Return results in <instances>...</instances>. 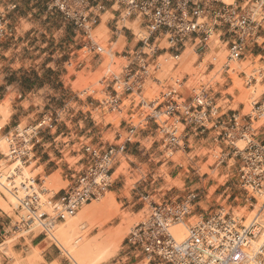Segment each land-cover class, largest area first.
<instances>
[{"label":"built area","instance_id":"2783aa9c","mask_svg":"<svg viewBox=\"0 0 264 264\" xmlns=\"http://www.w3.org/2000/svg\"><path fill=\"white\" fill-rule=\"evenodd\" d=\"M19 1L7 0V18L0 14V40L12 37L8 17L19 8ZM36 1H44L46 13H56L71 31L69 42L74 49L66 55L68 67L73 61L79 67L88 59L101 60L102 64L110 57L123 63L116 67L118 73L106 69L101 78L103 99L91 100L101 109L100 123L90 119L94 132L78 134L74 143H63L67 154H77L79 159L72 164L65 161L60 174L64 187L59 196L55 194L45 202L51 212L40 210L39 181L21 175L16 182L15 174L29 167L45 133L56 125L57 115L44 114L4 136L5 152L0 156L16 167L8 172L3 185L0 183V190L14 200L12 207L18 217L15 232L31 234L38 227V235L46 239L50 227L97 202L110 189L113 168L124 157L126 146L137 144L139 133H148L161 163L182 153L187 173L191 171L185 180L193 177L202 186L189 187L174 199L164 198L159 188L137 193L140 211L146 209V213L124 241L122 264H232L242 247L264 236L260 221L264 208V140H259L260 128L255 127L260 121L264 123V98L244 117L234 111L227 116L220 114L216 98L222 96V101L228 98L233 103L232 96L225 94L233 87L232 77L244 79L246 88L257 79L263 81L264 0ZM102 23L106 34L99 43L94 32ZM120 38L125 44L121 49ZM189 49L195 58L194 71L177 73L180 59ZM222 58L217 66L216 61ZM206 60L212 62L206 64ZM250 62L261 65L254 77L238 71L240 65ZM87 93L85 90L79 95L87 97ZM113 113L125 116L117 126L103 118ZM205 134L218 149L210 155V168L217 170L224 165L232 171L229 186H221L223 190L208 215L200 205L203 201L211 203L218 191L208 197L206 185L196 177L198 165L207 157H188L195 151L190 138ZM108 136H112L111 142ZM238 199L252 211L262 200L248 222L236 217L227 204ZM197 208L199 216L193 214ZM194 217L198 222L186 225V238L175 241L172 228ZM237 264H264V238L254 262L242 260Z\"/></svg>","mask_w":264,"mask_h":264},{"label":"rangeland","instance_id":"374dc122","mask_svg":"<svg viewBox=\"0 0 264 264\" xmlns=\"http://www.w3.org/2000/svg\"><path fill=\"white\" fill-rule=\"evenodd\" d=\"M6 4L7 0H0V14L5 18H7V12L5 10ZM45 4L46 3L44 1L20 0L19 8L15 12L11 13V15L8 17V23L9 28L12 31V37L10 39L0 40V44L7 43V46L11 45V53H14V56H22L21 61H18L13 66L8 67V70L10 71L9 73L13 76L17 73H21V63L26 60L25 67L29 69V72L24 71L25 75L28 76V78L25 80L27 81V84L31 85L32 87L40 88L44 84L53 83L57 90H59L55 91V95L58 96L57 98H53V100L57 99V103L60 104V106L58 105L59 110H63L65 113L67 110H72L71 107H73V105L68 106L70 102H82L84 104H90V100L101 102L103 99V96L101 95V90L103 88L101 86V78L106 74L105 72L107 68H110L112 72L118 73L116 67L123 63V61L121 59L113 58L106 59L101 64V60L98 61L88 59L83 65H80L79 67H76L78 62L75 63L74 61L71 67H68L66 65L68 61V57L66 55L70 53V50L74 49L73 45L69 42L71 31L69 28H66L61 24L60 18L56 13H46ZM105 34L106 28L102 23L95 29L94 35L96 40L101 43V39L105 37ZM7 41H10V44ZM118 45L120 46V49L125 46L124 43H120ZM49 51L57 52L58 54L57 64L54 66V68L53 66H48L50 62L49 58L47 57ZM190 52V49L187 50L186 56L180 59L177 73H191L194 71L193 68L195 60ZM205 62L207 64L211 63L212 61L206 60ZM216 62L217 66L220 65L223 62V58L218 59ZM111 63H115V67L111 66ZM33 67H35L34 69H39L40 72L31 70ZM260 69V64L250 62L240 65L238 71H244L247 76L254 77L257 70ZM11 79L12 82L17 81L13 77H11ZM232 79L233 87L225 94H228L233 98V103L230 109L236 113H239L240 117H244L251 113L252 105L254 103L259 102L262 98H264V76H262V82L257 79L256 82H252L248 88L244 87V79H241L240 77L239 80L235 77H232ZM255 88L261 95L259 97L252 98L248 96V98L247 94L249 95V93H251ZM85 90H88V96H80L79 93ZM236 90L238 93H235ZM93 91L95 94H92ZM41 94L42 93H40V95ZM15 98L16 97L12 92L7 93L6 91H3L2 88H0V121L2 120L4 112V108L2 107L3 103L6 100L9 101V119L12 110L11 102ZM64 102L68 103L65 104ZM34 105L42 107L40 101H36ZM66 105L67 108L64 109V106ZM27 107L28 105L25 104V108ZM77 110L80 111L79 109ZM82 111L84 113H89L96 123L101 122V109H97L96 104H93L90 109L86 108ZM49 112H52V110L46 106V108H44L40 114H33L25 119L23 118L18 124L12 125L11 128L17 125L24 127L26 125L32 124L38 120L39 117L44 114H49ZM103 118L106 120L105 123L110 122L113 123L114 126H117L121 119H125V116L113 113L105 114ZM255 127L260 128L259 140L263 141V121H260L255 125ZM4 136L5 132H3V128H1L0 140L2 138L4 139ZM106 139L111 142L112 136H108ZM152 143L153 140H149L148 142H144L142 144V147L149 150L150 154L155 151V147H153ZM194 149V153L190 154L188 156L189 158L194 156L200 158L203 156L207 157V161L202 159L201 165H198L199 169L196 172L197 179L200 178V180H202L204 183L203 186L206 185L204 187L207 190L208 197H210L214 191H218L217 193L213 194V198L211 199L212 202L210 203V201H208L207 207L200 205L203 211H208V215L209 211L215 206L213 201L223 190L221 186L225 185L224 188L229 186V179L232 175V171L226 169L224 165L218 167L217 170L210 168V166L213 164V160L211 159L210 155L214 154V152L217 153L218 149L210 145H203L202 148L194 147ZM3 151H5V148ZM3 151L0 150V154L3 153ZM78 159L79 157L76 159H67V157H65V160L70 164L76 162ZM152 159H154V165H162L158 172H156L155 179L159 181L160 186L158 185V188L162 191L164 198L174 199L175 196L180 194V192L187 189L185 187V183H183V180H185L186 177L191 174V171H189V174L187 173V163L185 161V156L182 153H177L173 158L170 159V161L163 163H161L160 157L157 153H155ZM118 161L120 163L119 167L121 168L118 167L116 174L111 178V181L114 182L117 180V178H123V182L119 184L121 186L120 190L123 192L119 194H113L110 190H108L97 202L90 204H99L105 199L108 200L105 211H98L96 215L83 219L81 221L83 230L76 228L72 235L70 234L73 238L71 241L72 245H76L75 249H70L71 254L69 255L72 258L68 257L63 250H60L61 258L68 261L69 264H79L78 254L82 249L87 251L88 255L93 258L95 262L94 264H115L117 259L122 257V248L126 237L133 227L142 220L144 215L143 213H146V209L140 211L141 207L137 203L135 197L140 191L150 192V189L145 188L142 184L138 187L139 182L141 183L148 173L147 168L143 166L142 170L135 171L136 169L134 165L137 167V162L132 159H130L129 162H126V157H120ZM3 162L4 161L0 156V163ZM5 165L7 168L10 167L8 163ZM29 171H32L33 174H29L28 177L39 181V185L37 184V189L40 191V201L41 205H43L40 209L49 213L50 211L48 212V210H45V202L52 198V194L57 193L64 187V184L61 182L60 178L61 172L58 171L50 177H47L42 173L41 169L35 170L34 165L32 164L29 166ZM28 173L25 172V175ZM107 192H110V195H107ZM232 194L233 191L230 193V195ZM7 198L8 196L1 191L0 217H6L9 219V221H12V226H15L18 223V217L16 215V211L13 210V205L9 203V199ZM124 199L128 200V204H123ZM261 203L262 200H258V203L254 207L253 211L251 207L249 208L248 204H245L244 201H240L239 199L236 202H231L230 200L227 204L230 205L233 214L236 217L243 218L246 222H248L258 211ZM87 206L88 205L83 206L76 214L84 210H89L90 208ZM195 212L197 213L196 216L201 214L199 211ZM193 214L195 215V213ZM205 216L206 215H204V217ZM260 221L264 228V208L261 211ZM197 222L198 219L194 217L190 220H186L185 224L194 225ZM40 232V229L37 231L34 229L31 234L23 232L13 234L10 232L9 236L3 237L2 239L3 243H1L2 245L0 246V254L8 258L10 261H13V264H17L16 258L12 253L14 244L17 243V240L20 237H35ZM255 240H257V238ZM46 242L49 244L47 245L48 247H53L55 245L51 240L49 241V239ZM53 264L57 263L55 262ZM138 264H145V262H140Z\"/></svg>","mask_w":264,"mask_h":264},{"label":"crops","instance_id":"0c3cea01","mask_svg":"<svg viewBox=\"0 0 264 264\" xmlns=\"http://www.w3.org/2000/svg\"><path fill=\"white\" fill-rule=\"evenodd\" d=\"M7 42L10 44V41ZM6 44H0V88H2L3 91H6L7 93L12 92L16 98L11 102V115L9 119L7 118V123H5V125L2 127L3 132H5L6 135L10 131H12L13 128L16 127L15 126L11 128L12 125L18 124L21 119H25L30 115L40 114V112L44 108H46V106H48L50 110H52V112L49 113L57 115L55 118L57 123L54 127H52L45 133L41 144L35 149L33 153V157L30 160L29 166L31 164L34 165L35 170L41 169L44 175L50 177L58 171L61 172L65 170V157H67V159H75L78 156L77 154L73 153L68 155L66 149L67 145L63 143H65L66 140H69L74 143L78 134H82L86 131L94 132V128L92 127V122L90 120L92 117H89L82 111L86 108L90 109V107H92L93 105V101L90 100V104H84L82 102H70L68 106L73 105V107H71L73 111L67 112L65 113V115H63L62 113L61 115V110H59L60 104L57 103V99L53 100V98H57L58 96L55 95V91H59L53 85V83H47L44 84L42 87L37 88L28 85L27 81H25L28 76L25 75L24 71L29 72V69L25 67L26 60L21 63V73H17L14 76L9 73L10 71L8 70V67H11L16 62L21 61L22 56H14V53H11L10 49V47L12 46H7ZM47 57L50 61L48 66H53L54 68V66H56L57 64V52L49 51ZM34 68L35 67H33V69L31 70L40 72L39 69ZM11 77L15 78L17 81L12 82ZM40 93L42 94L40 95ZM216 99L217 102L220 104V114H225L227 116L231 112H233L230 109L232 104V101L230 99L226 98V101H222V96H219ZM36 101H40L42 107L34 105ZM64 103L67 104L68 102ZM225 103L228 104L224 105ZM25 104L28 105L27 108H25ZM65 108H67V105L64 106V109ZM77 109H79L80 111H78ZM62 135H66V137H62ZM93 136L99 140L96 134H93ZM149 140H153V137L150 134L139 133L136 138L137 144L127 145L124 157L127 158L126 162H129L130 159L137 162V167L134 165L136 169L135 171L142 170L143 166L147 168L148 173L145 178L141 181V183L139 182L138 187L142 184L145 188L155 190L158 188V185L160 186L159 181L155 179L156 172H158L162 165L156 166L153 164L154 159L152 158L155 155L156 151L150 154L149 150L142 147V144L144 142H148ZM53 141L55 142L53 143ZM189 141L192 142L193 147L195 148H202L203 145L201 143H203L204 145L211 146V137L207 134H205L203 138H190ZM153 147L155 146L153 145ZM119 166V162L116 166H114L113 175L115 174ZM60 178L62 180L61 175ZM192 179L193 177H191L189 181L183 180V183H185V187L187 189L189 187L202 186L201 182H196V180ZM122 182L123 178H117V180L112 183L109 190L113 194L122 193L123 191L120 190L121 186L119 185ZM59 194L60 191L56 193V196H59ZM123 204H128V200L124 199ZM201 205L207 207L208 202L203 201ZM195 211H199V208H197ZM195 215H197L196 212ZM14 227L15 226H12V221H9V219L4 216L0 217V246L2 245L1 243H3V237L9 236L10 232L13 234L17 233L15 232ZM45 241L46 239L40 235H37L35 237H20L17 240V243L14 244L12 248V253L16 258L17 264H53L55 262L57 264H69L68 261L61 258L60 248L53 241L52 242L55 244L56 247H48V242L45 243V245H42V243ZM122 262L123 259L121 257L117 259L115 264H122ZM0 264H13V261H10L8 258L0 254Z\"/></svg>","mask_w":264,"mask_h":264},{"label":"bare ground","instance_id":"6f19581e","mask_svg":"<svg viewBox=\"0 0 264 264\" xmlns=\"http://www.w3.org/2000/svg\"><path fill=\"white\" fill-rule=\"evenodd\" d=\"M122 41H123L122 38H120L118 44L122 43ZM190 53L192 55V51ZM186 54L187 53L185 52L182 57L186 56ZM110 58L113 59V57H110ZM194 60H195V58H194ZM257 88H258V86H257ZM260 95L261 94H259L258 90H256V88H255L251 93H249V95L247 94V97L248 96L250 98H252V97H259ZM2 107L4 108V112H3L2 120L0 121V129L5 125V123L7 121V118H8V114H9L8 113L9 101L6 100L3 103ZM17 126H19V125H17ZM4 148H5V144H4V139L2 138L0 140V150L3 151ZM4 152L5 151H3V153ZM7 163L8 162L0 163V166H2V167H0V183H1V185H3V180L5 179V177L8 174V172L16 167V165H11L10 163H8V165H10V167L7 168V166L5 165ZM119 168H121V167H119ZM25 172H27V173L29 172V173L25 175ZM29 174H33L32 171H29V167L21 168L20 173H16L15 174L16 182H18L19 176H21V175H22V177H25V178H31V177H28ZM115 174H116V172H115ZM31 180L35 181L34 179H31ZM1 185H0V188H1ZM37 187H38V185L36 184V188ZM0 192H1V190H0ZM105 193H106V191H105ZM55 194L56 193L52 194V197ZM107 195H110V192H107ZM7 196H8L7 199H9V203L14 206L15 203H14L13 198L10 195H7ZM101 198H102V196H101ZM107 202H108V200L105 199L104 201H102L99 204H94V205H90L89 204L87 206V207L90 208L89 210L81 211L78 214H75L73 217L67 218L65 220V222L56 223L54 226L50 227L49 230L47 231L46 241L48 239H49V241L50 240L53 241L60 248V250H63L68 257L72 258L69 255V254H71L70 249L71 248L75 249V247H76V245H72V243H71V241L73 240V238L71 236L72 233H73V231L76 228L77 229H80V230H83V227L81 226V224H82L81 221L83 219H85V218H89V217H92V216L96 215L98 213V211H101V212L105 211L106 208H107ZM45 210H48V212L49 211L51 212V209L50 208H47V206H45ZM42 212H44V211H42ZM45 213H47V212H45ZM34 229H36V231L39 230L38 227H35ZM171 232H172V235H173L175 241L181 242L187 236V226H186L185 223L180 224V225H176V226H174L172 228ZM263 238H264V236L263 235H260L259 237H257V240H251V241H249L247 243V245H245L244 247H242L239 250V252L234 255V257L232 259V264H237L239 261H242V260H246L249 263L254 262L257 254H258V251H259L260 247L262 246L261 239L263 241ZM46 241L43 242L42 245H45V243H47ZM78 261H79V264H94L95 263L94 260H93V258H91V256L88 255V252L85 251V250H83V249L78 254Z\"/></svg>","mask_w":264,"mask_h":264}]
</instances>
